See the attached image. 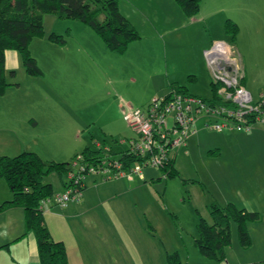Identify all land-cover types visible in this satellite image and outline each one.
Wrapping results in <instances>:
<instances>
[{
  "label": "rangeland",
  "instance_id": "374dc122",
  "mask_svg": "<svg viewBox=\"0 0 264 264\" xmlns=\"http://www.w3.org/2000/svg\"><path fill=\"white\" fill-rule=\"evenodd\" d=\"M133 2L134 0H117L119 7L129 6ZM122 13L127 14L124 11ZM255 13L260 14V7L255 8ZM124 17L139 36V44H134L139 46L138 50L154 45L156 54L149 57L146 53L143 57L135 54L137 56L134 57L130 49L122 58L108 53L112 58L110 62L115 64V70L111 69L110 64L104 69L103 60L95 58L96 66L93 65L92 69L86 68L84 72L75 74L72 80L62 76V68L64 69V63H67L66 56L63 60L62 58L52 60L54 63H60V71H56L51 65L47 66L45 59L48 53L42 60L36 56L41 76L27 77L18 55L16 65L10 62V71L14 76L10 77V71L4 70L6 81L11 86L19 84L28 94L32 90H37L44 98L45 104L51 106L53 112L56 110V113L60 114L54 125L50 127L44 125L27 135V138L34 141L28 144V152L36 153L43 162L70 163L83 148L96 149L97 144L111 147L116 155L124 151L127 144L120 143L121 140L134 139L136 136L125 121L113 119L109 112L106 113L105 102L108 99L114 98L119 102L130 104L132 109H138L145 102L148 104L152 98L164 96L168 92V84L173 81L170 79L180 81L178 83L185 87L191 96L203 100L212 98L211 80L203 58L201 57V61L190 63L192 47H187V44L182 45V40L174 37L171 42L167 41L170 42V46L168 47L166 43L165 49L160 40L154 42L150 29L142 26L144 23L142 19H145L142 14L136 13L132 16L127 14ZM46 18L42 24L43 33L62 36L65 34L66 25L69 24L67 21L57 20L51 15ZM240 21L241 26L235 35L236 40H232L224 30L220 29L221 41L236 48L241 70L244 69L245 77L242 81L244 90L256 100L264 93V14L255 17L250 23L242 18ZM76 24L81 26L80 23ZM74 42H70L72 48ZM195 42L196 40L192 39V43ZM99 44L103 50L100 41ZM67 50L68 47L62 52L66 54ZM95 67L100 69L97 70ZM192 68L196 70L195 81L188 82L187 71ZM47 84L52 87L57 86V91L48 92ZM196 128V135H191L184 147L173 152L174 168L178 173L176 177L163 179L159 170L147 167L140 171L144 179L143 183L137 176H125L96 184L100 186L104 196L117 193L116 197L104 204L110 224L120 223L130 232L132 231V235L137 228L145 236H151L150 239L153 241L159 238L154 235L155 232L149 231L147 224L152 227L157 226L164 230L166 252H177L179 264H216L200 256L194 246L197 214L210 223L209 204L214 202L222 206L229 202H223L217 195L223 193L227 196L228 193L225 185L216 179V176H219L217 170L222 167L219 165H228L231 160L241 159L236 154L237 149L250 144H264V137L250 140L245 138V133L227 128L219 132L210 131L202 128L201 120L194 124V129ZM253 132H261L264 135V129L258 124L250 130V133ZM12 155L13 153L8 157ZM43 183L51 185L53 194L62 191L56 174L47 175ZM5 194L9 192L3 179L0 178V200L4 199ZM261 226H264L263 214H259L258 222L247 225L250 245L242 248L238 244L236 226L230 223V242L224 251L231 263L259 262V257L264 251L260 242L263 230L258 229Z\"/></svg>",
  "mask_w": 264,
  "mask_h": 264
},
{
  "label": "crops",
  "instance_id": "0c3cea01",
  "mask_svg": "<svg viewBox=\"0 0 264 264\" xmlns=\"http://www.w3.org/2000/svg\"><path fill=\"white\" fill-rule=\"evenodd\" d=\"M257 7H260V14L255 13ZM118 8L124 16L142 14L145 17L142 19L144 22L142 26L148 27L155 39L154 42L157 43L160 40L164 48L166 43L168 47L170 46V40L174 37L182 40V45L187 44V47H192L190 63L193 64V61H201L202 52L210 46L211 42L222 40L220 29L223 31L225 20L234 22L239 29L241 18L250 23L255 17L264 14V0H200L199 11L192 18L184 17L172 0H134L129 6L119 7L118 5ZM46 17L49 15L43 17V22L47 19ZM67 22L69 24L65 29H69V33L65 45L57 46L49 43L46 40L47 33H44L42 38H36L30 42L29 53L36 64L39 66L36 56L42 60L48 53L45 59L47 66L51 65L54 70L60 71V63H54L52 60L55 61L56 58L63 60L66 56L67 63H64V69L62 68V76L67 80H72L75 74L84 72L86 68L92 69L93 65L96 66L95 58L103 60L104 69L110 64L111 69L115 70V64L110 62L112 58L108 54L111 52L106 50L99 38L86 26L82 24L78 26L76 24L78 22ZM192 39L196 40L195 44L192 43ZM72 41H75L74 48L70 46ZM99 41L104 47L103 50ZM134 44L138 45L139 40L129 44L126 50L131 49L134 57L138 54L143 57L144 53L147 57L156 54L154 45L138 50L139 46ZM66 47L68 50L65 54L62 51ZM43 54L44 57H42ZM123 55L118 56L123 58ZM17 58L15 52L5 51L4 70L10 71V62L16 65ZM195 71V68L187 71L188 82L195 81ZM244 77L243 69L242 81ZM170 80L173 81L169 84L175 83L181 86L177 79ZM241 86L244 88L243 84ZM57 89V86L48 85V92H55ZM26 92L18 84L7 87L0 96V156H10L12 153L15 156L28 151V144L34 141L27 138V135L44 125L46 127L54 125L56 118L60 117L56 110L53 112L51 106L45 104L44 98L37 90H32L30 94ZM105 103H107L106 113L109 112L113 119L119 121L122 120L121 110L124 106L131 107L130 104L119 102L114 98L108 99ZM193 135H196V132ZM260 136L264 137L263 133L253 132L247 133L245 138L256 140ZM236 154L241 159L231 160L228 165H219L222 167L218 168L219 176H216V179L225 185L228 193H226L227 196L223 193L217 195L223 202L229 201L238 208L264 215V144H250L237 149ZM96 182L101 181L95 177L87 178L78 202L64 207H47L43 212L44 223L51 239L61 242L65 248L67 264H164L163 252L167 250L164 243V230L150 225L155 232L154 235L159 238L155 242L150 239L151 236H145L137 228L132 235V231L130 232L120 223L110 224L104 204L116 197L117 193L104 196ZM141 182H144L143 178ZM9 199L10 194H5L0 203ZM258 229L263 230L260 242L264 247V226ZM19 237L21 238L16 240ZM4 246L7 249H4ZM262 254L259 262L264 261V251ZM0 264H39L33 237L24 231L23 213L19 208L0 212ZM223 264L233 263L225 256Z\"/></svg>",
  "mask_w": 264,
  "mask_h": 264
},
{
  "label": "trees",
  "instance_id": "16d2710c",
  "mask_svg": "<svg viewBox=\"0 0 264 264\" xmlns=\"http://www.w3.org/2000/svg\"><path fill=\"white\" fill-rule=\"evenodd\" d=\"M172 1L186 18L194 17L199 11L200 0ZM45 15H51L60 21L78 22L86 26L99 38L107 51L117 55H123L128 45L139 38L132 25L120 13L117 0H0V96L7 87L11 86L6 81L4 73L5 51H13L18 55L27 76L38 77L41 75L40 69L29 53L28 46L33 39L44 36L42 24ZM223 30L234 40L238 27L234 22L225 20ZM68 33V29L63 36L49 33L46 35V40L51 44L63 46ZM9 76L13 77L14 73L10 71ZM240 84H242V80ZM15 85L13 84V86ZM167 87L168 92L165 96L171 94L191 96L185 87L175 83L169 84ZM210 90L211 99L216 104L229 106V103H223L216 96V85L211 84ZM78 155L81 157L82 164L93 167L96 166V157H102L103 151L101 147L83 148L75 157ZM117 155L120 156L117 160L122 164L124 170L141 162L140 158L127 151H122ZM108 156H116V154L111 149ZM70 163L43 162L36 153L28 151H23L12 157L0 156V178L3 179L10 194L9 200L0 203V212L10 208L22 210L24 231L33 237L39 264H67L63 244L53 241L45 226L43 212L47 207H43V210L39 207L42 200L54 195L51 185L43 183V179L51 173L56 174L63 189ZM157 170L162 173L163 179L176 177L178 173L174 168V156L167 159L166 164ZM86 177L99 178V181L104 182L97 175ZM208 212L210 223L196 213L194 246L200 256L216 264H222L225 261L224 249L230 242V223L236 226L239 246L246 248L250 245L247 225L258 222L259 214L238 208L230 202L222 206L212 202L208 206ZM147 228L153 232L149 224H147ZM4 249L7 247L4 246ZM164 260L165 264H179L177 252H164ZM254 264H264V261Z\"/></svg>",
  "mask_w": 264,
  "mask_h": 264
},
{
  "label": "built area",
  "instance_id": "2783aa9c",
  "mask_svg": "<svg viewBox=\"0 0 264 264\" xmlns=\"http://www.w3.org/2000/svg\"><path fill=\"white\" fill-rule=\"evenodd\" d=\"M202 57L211 84L217 86L216 96L229 106H220L212 99L204 101L180 94L153 98L138 109L125 105L121 110L122 120L136 137L120 143L125 142L124 151L140 158L141 162L124 170L117 160L120 156H108L111 147L97 144L102 148L103 156L96 157V166L87 167L80 162L81 157L76 156L69 165L62 191L42 200L39 208L64 207L78 202L84 179L89 175H97L103 181L125 176L142 179V168L161 169L173 152L184 147L187 139L196 132L194 124L198 120L202 121V128L216 132L227 128L247 133L255 124L264 129V93L253 100L241 86L242 70L234 47L215 41L202 52Z\"/></svg>",
  "mask_w": 264,
  "mask_h": 264
}]
</instances>
